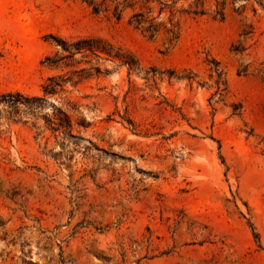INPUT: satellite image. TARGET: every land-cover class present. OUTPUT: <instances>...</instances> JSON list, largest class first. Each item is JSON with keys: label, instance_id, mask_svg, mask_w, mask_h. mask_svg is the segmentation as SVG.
Here are the masks:
<instances>
[{"label": "rangeland", "instance_id": "1", "mask_svg": "<svg viewBox=\"0 0 264 264\" xmlns=\"http://www.w3.org/2000/svg\"><path fill=\"white\" fill-rule=\"evenodd\" d=\"M131 3L0 0V264H264V0Z\"/></svg>", "mask_w": 264, "mask_h": 264}, {"label": "trees", "instance_id": "2", "mask_svg": "<svg viewBox=\"0 0 264 264\" xmlns=\"http://www.w3.org/2000/svg\"><path fill=\"white\" fill-rule=\"evenodd\" d=\"M80 1L87 4L90 7L92 13H94L96 15H98V14H111L112 17L116 20H120L124 10L133 5V3H131L133 0H125L124 3L123 2L121 3L120 0H80ZM129 23L133 24L136 28H141V30L145 33H148L150 37L153 36L151 34L155 31V26L153 24V21L152 20H148V21L143 20L142 14H140V13L133 14ZM60 43H61L63 49H65L66 48L65 42H60ZM93 45L94 44L92 41L83 40V41L75 42L73 44V47L77 51L84 49L83 47H87L88 50L92 51V50H94ZM96 49H99V48H96ZM46 61L52 65L57 63L55 61H52L50 58H46ZM126 65L128 67H131V64H129V63H126ZM49 81L52 84L50 86L45 87V90H44L45 93H53L55 91V87L57 86V84L55 82L53 83L52 79H49Z\"/></svg>", "mask_w": 264, "mask_h": 264}]
</instances>
